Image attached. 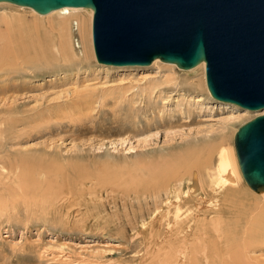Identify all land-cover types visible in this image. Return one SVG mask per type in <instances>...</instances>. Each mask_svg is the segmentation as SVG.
<instances>
[{
    "label": "rangeland",
    "instance_id": "rangeland-1",
    "mask_svg": "<svg viewBox=\"0 0 264 264\" xmlns=\"http://www.w3.org/2000/svg\"><path fill=\"white\" fill-rule=\"evenodd\" d=\"M8 16L31 20L43 30L41 39L55 36L44 32L54 22H39L28 7L0 3V26ZM73 35L71 43L81 60H59L51 53L35 69L20 64L18 70L0 71V129L13 119L0 144V160L8 168L19 161L43 159L47 170L40 177L47 181L51 175L50 183L55 184L54 192H40L34 199L19 196L14 205L0 209V264L140 263L143 244H148V225L140 235L135 232L136 222L149 218L153 207L148 183L159 179L166 168H193L201 173L199 193L211 194V200L206 199L215 202V190L224 187L209 183L198 165L202 156L198 146L208 147L210 138L221 136L234 152L238 127L264 111L213 98L201 69L186 71L162 61L126 66L98 63L94 50L91 55L76 45L77 29ZM170 78L178 85L167 81ZM233 117L238 119L229 127ZM195 146L198 149L193 151ZM128 177L141 180L126 186ZM243 185L239 192L250 199L252 188ZM217 197L218 207L208 206L222 210L224 219L234 223L230 227L245 236L248 205L227 199L222 192ZM241 225L242 232L237 229ZM252 252L264 260V242Z\"/></svg>",
    "mask_w": 264,
    "mask_h": 264
},
{
    "label": "bare ground",
    "instance_id": "bare-ground-1",
    "mask_svg": "<svg viewBox=\"0 0 264 264\" xmlns=\"http://www.w3.org/2000/svg\"><path fill=\"white\" fill-rule=\"evenodd\" d=\"M0 3L10 2L1 1ZM14 5L28 7L39 22H43L44 20L54 22L52 24L49 23L50 26L44 28V32L46 35L47 33L50 34V32L54 33L55 36L48 35L41 39L39 31L41 32L43 30H40L41 28L39 29L38 25L29 23L31 20L26 21L23 17H4L1 19V23L3 24L0 26V71L18 70L17 67L20 64L35 69L38 67H36V65H38L39 60L48 58L51 53H53V57H59V60L61 58L64 59V61L73 58L81 60L82 56L80 57L74 52L71 43V39L74 36L73 29H77L80 35L79 40L78 38L75 40L76 45L82 49L85 48L87 51L89 50L91 55H93V12L91 9L64 6L48 13L41 14L38 12L34 13L35 10L29 6ZM160 61V59L155 58L151 63L158 64ZM162 62L169 67L173 65L177 66L174 63ZM198 69L204 70V80V61L190 69L182 70L191 71ZM167 81H171L170 83L173 85H178V82H176L177 80L174 81V78H170ZM205 87L209 92L206 83ZM263 112L258 114H262ZM237 119L238 118L233 117L228 121L229 127H231ZM4 123L5 127L3 126V128L0 129V144L5 141L4 136L7 131H10L13 119L6 120ZM223 141L221 136H216L210 138V140L206 142V144H210L207 145L208 147H204L205 144H203L204 146L202 145L203 147L198 146V151L202 154L201 159H199L201 161L198 165L203 169L201 170L205 172L203 173L206 174L205 176H207L209 183H218L219 187H224L222 191H219L220 189L215 190L216 196L212 194V199L215 202H209V200H211V194L208 195L209 198L207 199L209 200H207L206 197L208 196L199 193L202 189L197 187V182L199 181L198 177L200 178L199 175L201 173L198 174L199 171H192L193 168L189 170L188 168L191 167L190 165L188 168H185L188 169L187 171H178L179 169L172 170L165 167L166 170L164 174L160 175L161 177H159V179H152L154 182L148 183L151 188L149 196L152 199L153 207L152 209L150 208L149 218H141L136 222L138 227V230L135 232L136 235L143 229L146 230L147 225L149 234L147 239L148 244L145 241L147 246L145 243L143 244V247H145V254L144 256L142 255L143 261L140 263L137 262L138 264H250L251 262L249 263L247 261L249 259L252 260L254 264H264V260H260V258L252 255V250H254L256 244L264 242V191L256 192L252 189V192H249L251 194L250 199L242 197L239 192V186L243 185V183L247 185V182L240 170L236 159L237 156L234 154L236 152H233L231 144L226 145ZM198 148L195 146L192 149L195 151L194 149ZM2 161L0 164V209L6 208L8 203H13L12 205H14V203L17 202L16 197L19 196H23L24 198L29 196L31 199H34L39 196L38 193L40 192H54L52 189L55 184L50 183L53 181V177L50 175L47 181L45 178L40 177L42 172H46L44 168L47 165L43 163V159L41 160L42 162L40 161L41 163L38 162V158H34L33 160L38 163H22V161H19L16 164H10L8 168H6V162ZM187 162L190 163V161ZM179 164L173 166H178ZM20 168L21 170L18 172L17 169ZM105 177L107 181H111L112 179V176ZM138 180L139 179H136V177H128L125 185H134ZM65 181L68 182V179ZM247 186L249 188V185ZM220 192H222L224 196H228L229 198L227 199L231 198L236 202L246 203L248 205L247 209L249 215H246L247 218L243 224L245 225L247 223L245 225L246 228H244L245 236L243 234L238 236L239 234L236 233L238 230L236 231L230 227V225L234 223L232 224L231 222L230 224L228 220L226 221L224 219L222 210L220 211V209L216 207L208 206L215 204L218 207V203L216 202L219 201L217 195ZM45 195L47 196V193ZM237 205H239V203ZM238 207L239 210L243 212L240 206ZM194 208L196 210H194ZM234 211L232 212L233 214H235ZM207 215L209 216L206 217ZM225 218L228 219V217ZM244 218L243 216L241 220L244 221ZM243 225H241V227ZM233 227L235 228L237 226ZM238 227L237 229L242 232L243 227ZM133 229H135V227ZM143 237L145 238V236ZM245 239L246 242H244Z\"/></svg>",
    "mask_w": 264,
    "mask_h": 264
},
{
    "label": "water",
    "instance_id": "water-1",
    "mask_svg": "<svg viewBox=\"0 0 264 264\" xmlns=\"http://www.w3.org/2000/svg\"><path fill=\"white\" fill-rule=\"evenodd\" d=\"M1 1L41 14L89 8L98 63L148 65L158 58L190 69L204 61L213 98L264 110V0ZM234 147L249 187L264 191V112L238 127Z\"/></svg>",
    "mask_w": 264,
    "mask_h": 264
}]
</instances>
